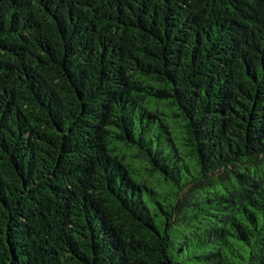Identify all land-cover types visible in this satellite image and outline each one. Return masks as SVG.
Returning a JSON list of instances; mask_svg holds the SVG:
<instances>
[{
  "label": "trees",
  "instance_id": "16d2710c",
  "mask_svg": "<svg viewBox=\"0 0 264 264\" xmlns=\"http://www.w3.org/2000/svg\"><path fill=\"white\" fill-rule=\"evenodd\" d=\"M0 264H264V0H0Z\"/></svg>",
  "mask_w": 264,
  "mask_h": 264
}]
</instances>
